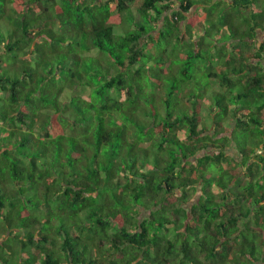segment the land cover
<instances>
[{
	"label": "trees",
	"instance_id": "16d2710c",
	"mask_svg": "<svg viewBox=\"0 0 264 264\" xmlns=\"http://www.w3.org/2000/svg\"><path fill=\"white\" fill-rule=\"evenodd\" d=\"M0 264H264V0H0Z\"/></svg>",
	"mask_w": 264,
	"mask_h": 264
},
{
	"label": "rangeland",
	"instance_id": "374dc122",
	"mask_svg": "<svg viewBox=\"0 0 264 264\" xmlns=\"http://www.w3.org/2000/svg\"><path fill=\"white\" fill-rule=\"evenodd\" d=\"M202 6V5H201ZM200 6H198L196 9H198ZM247 16V15H246ZM218 20V19H217ZM220 32V31H219ZM261 36L263 37V34H261ZM240 47L244 50V51H253L254 52V50H255V46H250V45H248V44H240ZM177 64H179L180 66L183 64V63H185V61L184 60H180V61H177L176 62ZM205 66H208L209 67V65H206V63L204 62L203 64H200V65H198L197 67L199 68H202L203 69V71H205L206 72V70H205V68H207V67H205ZM210 70H213V68H209ZM205 72H200L201 74V76H202V80H201V82L200 83H202L206 78H207V76H205ZM207 72H208V70H207ZM210 83H211V85H215L216 84V82H215V79H213V80H211L210 81ZM69 94H65L64 96H70L72 93H74V94H76V95H80V96H82V97H84V98H87V99H89L90 98V96H91V88L90 87H88V86H79L78 88H76L74 91H70V92H68ZM122 96H124V95H122ZM237 136L238 137H242V133H237ZM228 154H230V155H234V156H236V158H238V153H237V150L236 149H234L233 148V146H229L228 147ZM243 178H245V177H243ZM217 190V189H216ZM198 198V194L194 197V199H197Z\"/></svg>",
	"mask_w": 264,
	"mask_h": 264
},
{
	"label": "crops",
	"instance_id": "0c3cea01",
	"mask_svg": "<svg viewBox=\"0 0 264 264\" xmlns=\"http://www.w3.org/2000/svg\"><path fill=\"white\" fill-rule=\"evenodd\" d=\"M259 36L262 37V36H261V33L259 34Z\"/></svg>",
	"mask_w": 264,
	"mask_h": 264
}]
</instances>
